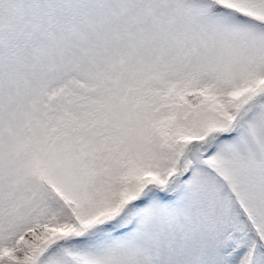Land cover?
Listing matches in <instances>:
<instances>
[{
  "label": "snow or ice",
  "instance_id": "1",
  "mask_svg": "<svg viewBox=\"0 0 264 264\" xmlns=\"http://www.w3.org/2000/svg\"><path fill=\"white\" fill-rule=\"evenodd\" d=\"M0 264H264V0H0Z\"/></svg>",
  "mask_w": 264,
  "mask_h": 264
}]
</instances>
